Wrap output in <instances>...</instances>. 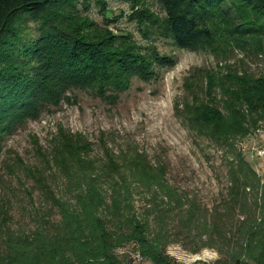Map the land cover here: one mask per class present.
<instances>
[{
    "label": "trees",
    "instance_id": "16d2710c",
    "mask_svg": "<svg viewBox=\"0 0 264 264\" xmlns=\"http://www.w3.org/2000/svg\"><path fill=\"white\" fill-rule=\"evenodd\" d=\"M128 1V20L147 45L111 30L123 15L111 19L105 0H95L101 24L79 10L87 12L89 0H0V157L7 136L72 102L75 91L116 106L134 78L150 82L174 66L157 36L225 63L199 69L197 91L188 77L194 103L176 105L226 152L225 199L206 209L170 183L164 163L137 149L115 153L105 142L94 157L83 133L60 127L47 150L34 135L31 164L13 150L3 154L17 182L0 193V264H186L169 255L175 243L194 254L216 250V264H264V183L235 144L264 124V71L245 63H264V0H157L163 15ZM31 21L36 36L24 43ZM237 53L243 66L234 68Z\"/></svg>",
    "mask_w": 264,
    "mask_h": 264
},
{
    "label": "rangeland",
    "instance_id": "374dc122",
    "mask_svg": "<svg viewBox=\"0 0 264 264\" xmlns=\"http://www.w3.org/2000/svg\"><path fill=\"white\" fill-rule=\"evenodd\" d=\"M144 1L156 13L163 15L157 0ZM105 2L111 19L123 15L116 25H111V30L114 33L131 32L140 44L147 45L148 40L140 34L136 23L128 20L131 13L129 1ZM89 3L91 7L87 12L83 11L81 4L78 5L79 10L96 22L103 23L101 7L95 0H89ZM28 26L24 43H27L29 37L36 36L35 22H29ZM153 38L161 53L176 59L174 66L160 68L157 79L146 82L134 78L131 88L121 95L116 106L106 104L89 92L75 91L76 96L72 102H62L49 113H44L37 120H29L6 137L0 157V193L3 191L11 194V188L17 182L14 177L6 175L2 166V160L7 161L3 156L5 150H13L31 164L35 161L32 143L34 135L47 150L57 129L62 127L73 133H83L93 143L94 157L103 154L104 142L115 153L133 149L144 152L153 163H164L168 169L167 178L170 183L182 193L195 198L198 204L209 210L221 204L228 186L226 152L209 138L198 135L194 124L186 120V115L182 116L177 112L176 105L179 103L180 109L184 110L185 103H194L195 97L189 95V87L198 90V78L201 73L199 69L216 70L224 67L225 63L217 62L210 53L182 50L170 40L157 36ZM242 56L237 53L232 58V67L242 65ZM245 63L254 73L264 71L262 59H247ZM191 75L192 84L188 87L185 82ZM235 144L245 161L264 183V156L256 152L258 148L264 149V124L246 138L237 139ZM18 192L22 196V191ZM249 193L251 195L252 192ZM143 205L142 201L136 200L137 208L141 209ZM20 212L22 209L16 210V218L23 223ZM168 253L176 261L186 264H194L197 261L216 264L221 259V255L214 249L205 248L194 254L183 248L181 243L170 245ZM128 264L151 263L146 260Z\"/></svg>",
    "mask_w": 264,
    "mask_h": 264
},
{
    "label": "built area",
    "instance_id": "2783aa9c",
    "mask_svg": "<svg viewBox=\"0 0 264 264\" xmlns=\"http://www.w3.org/2000/svg\"><path fill=\"white\" fill-rule=\"evenodd\" d=\"M244 148H246V146ZM256 152H257V154L264 156V149L258 148V149H256Z\"/></svg>",
    "mask_w": 264,
    "mask_h": 264
}]
</instances>
